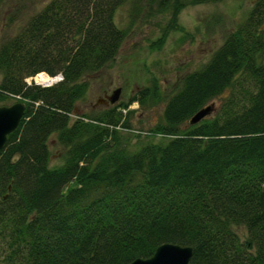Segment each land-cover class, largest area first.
Here are the masks:
<instances>
[{
	"label": "trees",
	"instance_id": "1",
	"mask_svg": "<svg viewBox=\"0 0 264 264\" xmlns=\"http://www.w3.org/2000/svg\"><path fill=\"white\" fill-rule=\"evenodd\" d=\"M129 1L132 22L154 0H49L0 43V106L26 104L0 149V264H129L164 243L190 246V264H264V0L170 94L157 82L70 123L87 77L120 50L128 29L114 15ZM158 3L147 9L184 6ZM42 71L63 78L26 82ZM134 101L165 105L143 138L122 113Z\"/></svg>",
	"mask_w": 264,
	"mask_h": 264
},
{
	"label": "rangeland",
	"instance_id": "2",
	"mask_svg": "<svg viewBox=\"0 0 264 264\" xmlns=\"http://www.w3.org/2000/svg\"><path fill=\"white\" fill-rule=\"evenodd\" d=\"M48 1L2 0L0 43L14 36L28 18ZM159 1H152L153 9L159 10ZM173 1L170 0L171 3ZM257 1L184 0V6L176 17L173 16L174 11L169 5L166 6L164 13L160 14L147 9L152 8L150 3L146 8L140 6L141 9L134 15L132 22L130 11L135 1L124 3L116 10L114 22L119 28L128 29V33L115 59L99 72L87 77L88 91L77 101V106L70 116V123L81 113L98 112L103 106L110 107L119 102H127L141 87H151L157 82L161 90L170 94L177 86L179 77L199 69L209 60L211 54L243 21ZM36 75L27 77L26 82L38 83L43 87L55 84L40 83ZM117 88H120L117 102L106 104L103 100L104 95H110ZM221 99L219 97L210 102L215 110L218 109ZM14 102L16 101L7 100L4 105H11ZM164 106V103L160 102L158 105L142 108L137 101L130 103L127 109H122L123 114L127 113L128 109L134 110L129 115L131 129L127 133L129 135L139 133L143 138L147 130L160 121ZM215 110L209 115L212 116ZM140 140L146 139L132 136L131 143L138 145ZM49 147L51 150L49 164L60 165L64 150L57 143L55 135H52ZM234 230L241 237L246 235V230L242 226L234 227Z\"/></svg>",
	"mask_w": 264,
	"mask_h": 264
},
{
	"label": "water",
	"instance_id": "3",
	"mask_svg": "<svg viewBox=\"0 0 264 264\" xmlns=\"http://www.w3.org/2000/svg\"><path fill=\"white\" fill-rule=\"evenodd\" d=\"M120 88H117L108 96L109 103L118 100ZM213 105H208L197 111L189 120L190 124H196L207 117L212 111ZM25 111V104L15 102L11 105L0 106V149L7 141V136L16 130ZM192 248L173 243H164L158 246L152 256L142 259L137 258L129 264H190Z\"/></svg>",
	"mask_w": 264,
	"mask_h": 264
},
{
	"label": "bare ground",
	"instance_id": "4",
	"mask_svg": "<svg viewBox=\"0 0 264 264\" xmlns=\"http://www.w3.org/2000/svg\"><path fill=\"white\" fill-rule=\"evenodd\" d=\"M36 79L38 80V82H40V83H58L59 81H61L62 80V78H60L59 76L57 77V76H50V75H48L47 73H40V74H38L37 76H36ZM50 83V84H51ZM49 84V85H50ZM35 85H38V86H40V87H43V86H41L40 84H38V83H36ZM51 85H54V84H51ZM50 85V86H51ZM47 87H49V86H47ZM16 102H22V103H24L25 104V102H23V101H16ZM25 109H26V104H25Z\"/></svg>",
	"mask_w": 264,
	"mask_h": 264
}]
</instances>
